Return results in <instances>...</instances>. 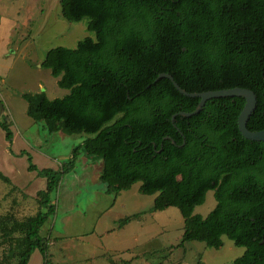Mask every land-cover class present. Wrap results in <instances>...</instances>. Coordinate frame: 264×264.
Wrapping results in <instances>:
<instances>
[{
    "label": "trees",
    "instance_id": "obj_1",
    "mask_svg": "<svg viewBox=\"0 0 264 264\" xmlns=\"http://www.w3.org/2000/svg\"><path fill=\"white\" fill-rule=\"evenodd\" d=\"M70 23L88 19L75 49H50L41 63L68 91L49 100L23 94L26 114L45 130L87 136L60 171L41 169L25 151L27 171L46 180L36 193L38 212L25 220L0 218V239L14 263L28 264L34 251L47 262L41 228L55 212L50 195L79 156L101 161L99 181L117 195L140 183L156 195L153 210L176 208L183 219L182 245L200 242L218 250L226 237L243 254L233 264H264V142L244 139L237 119L242 98L207 101L179 94L243 88L257 99L247 129L264 130V0H59ZM176 115L172 122V117ZM4 139L13 135L0 121ZM0 181L11 184L0 172ZM213 193L206 217L194 214ZM135 218V215L132 219ZM131 221L130 216L119 227Z\"/></svg>",
    "mask_w": 264,
    "mask_h": 264
},
{
    "label": "rangeland",
    "instance_id": "obj_2",
    "mask_svg": "<svg viewBox=\"0 0 264 264\" xmlns=\"http://www.w3.org/2000/svg\"><path fill=\"white\" fill-rule=\"evenodd\" d=\"M87 23L86 18L64 20L59 0H0V121L6 118L13 135L9 144L0 129V172L11 181H0V218L22 221L39 210L36 193L45 189L46 180L27 171L21 151L38 170L61 172L87 137L48 133L42 121L27 116L21 97L43 92L54 100L68 94L41 63L50 49H75L84 38H94ZM101 169V161L81 155L73 170L62 173L50 195L55 212L40 230L48 264H233L243 254L244 249L226 237L218 250L200 242L180 245L184 223L178 209L153 210L156 195L140 194L139 182L117 195L106 194L99 181ZM214 206L213 193L208 192L194 214L204 218ZM129 216L131 221L120 228V220ZM14 262L10 243L0 239V264ZM28 264H44L37 250Z\"/></svg>",
    "mask_w": 264,
    "mask_h": 264
},
{
    "label": "water",
    "instance_id": "obj_3",
    "mask_svg": "<svg viewBox=\"0 0 264 264\" xmlns=\"http://www.w3.org/2000/svg\"><path fill=\"white\" fill-rule=\"evenodd\" d=\"M161 79H168L173 87L179 92L180 95L192 98V99H199L198 106L195 111L191 113H179L178 115L190 118L192 116H197L203 109L205 103L211 99H219V98H242L245 101L244 107L241 110L238 119H237V128L240 135L252 142H264V130L251 132L247 129V123L249 121L250 116L254 113L256 109L257 99L255 94L249 89L243 88H233L228 90H220V91H210L205 93H194L190 94L187 93L185 90L181 89L177 83L173 80L170 75L161 74L157 77L155 82ZM2 104L0 103V109ZM176 115L172 117V122L174 121Z\"/></svg>",
    "mask_w": 264,
    "mask_h": 264
}]
</instances>
